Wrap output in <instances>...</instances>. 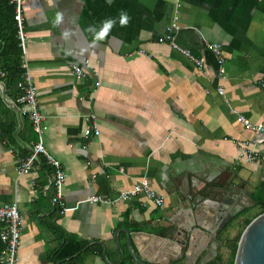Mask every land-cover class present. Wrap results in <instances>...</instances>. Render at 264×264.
Returning <instances> with one entry per match:
<instances>
[{"label":"crops","instance_id":"1","mask_svg":"<svg viewBox=\"0 0 264 264\" xmlns=\"http://www.w3.org/2000/svg\"><path fill=\"white\" fill-rule=\"evenodd\" d=\"M23 6L44 145L67 177L56 199L44 155L18 174L38 135L18 108L22 76L0 66V206L17 202L24 220L16 264H138L133 253L158 264H200L211 244L206 230L219 215L232 218L254 206L252 193L264 180V131L236 116L264 124V0H24ZM174 16L179 28L170 30ZM214 43L226 58L223 79ZM244 139L255 143L259 161L238 157ZM143 177L164 196L162 206L144 195L86 201L117 197ZM244 219L224 226L218 239L236 235ZM72 241L86 242L79 256L59 258Z\"/></svg>","mask_w":264,"mask_h":264},{"label":"built area","instance_id":"2","mask_svg":"<svg viewBox=\"0 0 264 264\" xmlns=\"http://www.w3.org/2000/svg\"><path fill=\"white\" fill-rule=\"evenodd\" d=\"M24 0H9V4L14 9V19L17 26V38L19 46L21 47L24 60L22 62V80L20 81V87L22 88L21 95L17 98L18 108L22 114H25L32 122L33 128L38 135L37 141L31 148V152L25 158L19 161L16 170L19 175L28 173L35 165L36 160L40 155H44L46 160L52 165L54 170V184L56 187V199H61L63 196L64 182L67 177V172L63 168L62 163L58 160L44 145L43 133H44V114L41 110V105L38 99V87L35 82L33 74L28 69L26 62V53L28 43L31 41L25 29L24 18ZM179 24L176 16L171 22L170 30H177ZM174 48L181 51L184 55L193 60L198 67H202L204 62L202 58L196 57L187 48L179 47L173 43ZM211 48L218 56L219 76L225 78L226 76V58L221 54L219 45L217 43L211 44ZM73 69L78 76L84 75V69L80 64H73ZM5 74V73H4ZM264 85V72L261 79ZM218 93L225 94V88L223 85L218 87ZM236 113V110H233ZM236 116L240 122H242L247 128L255 131H264L263 123H254L249 118L242 114L236 113ZM94 117L90 113L86 114V119L92 121V128L98 131V126L93 120ZM255 143L244 139L238 143L239 155L238 157L247 162H257L261 159L260 152L255 148ZM138 195H144L149 199H152L157 206H162L165 202L164 196L158 192L150 183L147 177L141 178L135 185L128 189H123L119 192L117 197H106L101 195H92L86 199L89 202H101V203H113L120 200L130 199ZM23 217L18 208L17 202L6 203L0 206V264H16L18 260L19 247L22 241V228Z\"/></svg>","mask_w":264,"mask_h":264},{"label":"trees","instance_id":"3","mask_svg":"<svg viewBox=\"0 0 264 264\" xmlns=\"http://www.w3.org/2000/svg\"><path fill=\"white\" fill-rule=\"evenodd\" d=\"M0 8V66L6 68L9 76L11 77H20L23 73L22 62V50L19 46V41L17 38V26L16 21L14 19V9L9 4V0H2ZM252 200L254 204L261 206L262 210L259 213H256L251 216H247L244 219L241 230L232 237H226L224 242V247L229 250V255L226 260H224L223 255L218 254L215 261L210 262L209 264H234L235 256L238 248V242L242 235L245 227L252 221L254 217L258 214L264 212V180L260 182L256 190L252 193ZM252 207H248L234 217H232L228 223L225 225L224 229H227L229 225L241 215L247 213ZM66 246H70L69 249H61L58 257L64 259L68 256H74L70 262H73L75 258L79 256V252L85 247L86 242L82 241H72L71 244ZM89 249V248H88ZM86 249V250H88ZM85 250V251H86Z\"/></svg>","mask_w":264,"mask_h":264},{"label":"water","instance_id":"4","mask_svg":"<svg viewBox=\"0 0 264 264\" xmlns=\"http://www.w3.org/2000/svg\"><path fill=\"white\" fill-rule=\"evenodd\" d=\"M207 187L208 185H203ZM203 187L198 189L201 191L204 197H207L208 193H204ZM264 205V202H262ZM231 215L226 214L222 217L218 216V223L214 224L212 229L206 230L211 240L209 246V252L203 255L200 264H207L211 261H215L219 248L224 245V238L218 239L220 230L228 223ZM134 258L138 264H158L152 261H145L138 255L133 253ZM234 264H264V212L258 214L252 219V221L245 227L238 242V248L235 256Z\"/></svg>","mask_w":264,"mask_h":264},{"label":"rangeland","instance_id":"5","mask_svg":"<svg viewBox=\"0 0 264 264\" xmlns=\"http://www.w3.org/2000/svg\"><path fill=\"white\" fill-rule=\"evenodd\" d=\"M261 210H262L261 206L256 205V206L252 207L247 213L243 214L242 216L245 218L247 216H251V215H254L256 213H259ZM241 228H242V225L237 229L236 234L241 230ZM222 250H224L223 258H224V260H226L228 255H229V250L227 248H222Z\"/></svg>","mask_w":264,"mask_h":264},{"label":"flooded vegetation","instance_id":"6","mask_svg":"<svg viewBox=\"0 0 264 264\" xmlns=\"http://www.w3.org/2000/svg\"><path fill=\"white\" fill-rule=\"evenodd\" d=\"M253 203H254V201H253ZM254 206H256V204H254ZM253 205L251 206V207H254ZM250 207V206H249Z\"/></svg>","mask_w":264,"mask_h":264}]
</instances>
